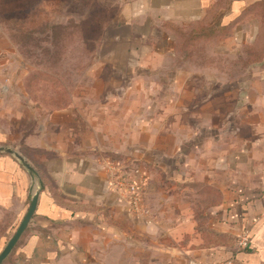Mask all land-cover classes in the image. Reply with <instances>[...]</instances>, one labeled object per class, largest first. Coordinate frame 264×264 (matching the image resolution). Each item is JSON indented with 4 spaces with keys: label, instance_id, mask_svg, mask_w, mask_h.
Wrapping results in <instances>:
<instances>
[{
    "label": "crops",
    "instance_id": "1",
    "mask_svg": "<svg viewBox=\"0 0 264 264\" xmlns=\"http://www.w3.org/2000/svg\"><path fill=\"white\" fill-rule=\"evenodd\" d=\"M219 2L123 0L66 106L33 108L28 128L0 113V146L35 171L0 153V252L40 190L2 264H264V59L231 68L260 27L241 15L264 0H226L211 24L233 31L208 42L204 63H177L162 25L201 20ZM123 168L145 177L143 211L112 188Z\"/></svg>",
    "mask_w": 264,
    "mask_h": 264
},
{
    "label": "rangeland",
    "instance_id": "2",
    "mask_svg": "<svg viewBox=\"0 0 264 264\" xmlns=\"http://www.w3.org/2000/svg\"><path fill=\"white\" fill-rule=\"evenodd\" d=\"M122 2L0 0V113L5 109L12 118L25 116L26 120H19L18 123L28 128L34 122L33 108L39 109L36 110L38 114H47L52 105L46 101L56 100L58 96L60 99L56 102L59 105L69 101L85 72L97 62L101 43L110 25L102 29L98 23L103 18L107 20L118 15ZM241 16L243 21L246 18L259 21L260 27L255 42L244 44L243 53L231 62V68L236 72L254 64H249L248 60L260 55L257 54L260 49L258 47L259 44L262 46L264 40V13L247 12ZM89 18L100 25L98 30L95 31L91 23L82 24ZM232 31L233 28L229 35ZM253 44L254 47L251 46ZM39 71L58 74L61 84L71 87L70 96L67 98V95L57 93L55 86L36 80L40 76Z\"/></svg>",
    "mask_w": 264,
    "mask_h": 264
},
{
    "label": "trees",
    "instance_id": "3",
    "mask_svg": "<svg viewBox=\"0 0 264 264\" xmlns=\"http://www.w3.org/2000/svg\"><path fill=\"white\" fill-rule=\"evenodd\" d=\"M75 2L79 1H87V0H73ZM226 0H220V2L211 10L209 14L205 16V18L197 21H193L189 24L186 25H180L171 21H164L163 22V28L167 29L169 32L173 33L175 37V53L177 55L176 62L179 63L182 60H192V61H197L199 63H204L206 62V52L208 50V47L205 48L204 45H207L208 42L220 38H224L228 36L231 32V28L233 25V22L229 24H222L221 22H217L214 24H211V20L217 15V10H219L222 7L226 6ZM260 9L262 13H264V3H260ZM117 14L113 15L109 19L101 21L100 24L102 29H106L109 24H111L115 19ZM105 20V22H104ZM84 23H91L92 27L95 28V31L99 29L100 25H96L97 22H94V19L89 18L86 21H83L82 24ZM83 31V29H82ZM102 30V34H103ZM101 34V35H102ZM261 45L259 44V52L257 54H260L259 56H256L253 59H249L250 61L249 64L255 63V62H260L264 59V40L261 42ZM248 46V45H247ZM254 47L255 45H251ZM257 48V49H258ZM40 76L36 80H41L43 83L48 84L49 86H55L57 89V93H62L64 95L70 96V90L71 87H67L62 85L63 83L60 82V76L56 73L52 72H46V71H39ZM62 83V84H61ZM36 85L34 84V87ZM28 87V86H27ZM32 89L31 87H29ZM39 92V91H38ZM36 94L37 91H36ZM39 96V94H38ZM60 99V96L56 97V100ZM54 100V101H53ZM55 99H52L51 101H46L50 103L49 105H52L49 107L51 110H55L58 108H62L66 106L69 101L65 102L63 105H59L56 102ZM37 101V100H36ZM39 102V101H37ZM42 105L44 103L39 102ZM23 151H26L25 148L22 149ZM28 153V152H27Z\"/></svg>",
    "mask_w": 264,
    "mask_h": 264
},
{
    "label": "built area",
    "instance_id": "4",
    "mask_svg": "<svg viewBox=\"0 0 264 264\" xmlns=\"http://www.w3.org/2000/svg\"><path fill=\"white\" fill-rule=\"evenodd\" d=\"M119 171L113 180V189L119 192L122 196L127 197L133 210L136 212L143 211V191L145 187V177L138 170L134 169L133 172H128L123 168ZM250 237L247 233H243L239 240L238 246L245 249L249 246ZM188 264H249L243 260L232 257L221 261H203L198 259H191Z\"/></svg>",
    "mask_w": 264,
    "mask_h": 264
},
{
    "label": "water",
    "instance_id": "5",
    "mask_svg": "<svg viewBox=\"0 0 264 264\" xmlns=\"http://www.w3.org/2000/svg\"><path fill=\"white\" fill-rule=\"evenodd\" d=\"M3 152L12 154L13 156H15L23 164V166H25L29 170L31 176L34 177L35 171H34L33 166L25 158V156L21 154V152H19L18 150H16L15 148L11 146H0V153H3ZM39 195H40V190L37 189L31 196L29 207H28L26 214L24 215L23 219L21 220L19 226L15 230L12 237L8 240L5 247L0 252V264H2L5 261V259L9 256V254L12 252V250L18 243L19 239L23 235L24 231L27 229L29 223L31 222V219L33 218L36 212V209H37Z\"/></svg>",
    "mask_w": 264,
    "mask_h": 264
}]
</instances>
